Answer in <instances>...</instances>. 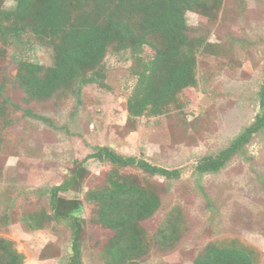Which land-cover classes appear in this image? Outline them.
I'll return each mask as SVG.
<instances>
[{
  "label": "rangeland",
  "instance_id": "rangeland-1",
  "mask_svg": "<svg viewBox=\"0 0 264 264\" xmlns=\"http://www.w3.org/2000/svg\"><path fill=\"white\" fill-rule=\"evenodd\" d=\"M14 0H0L11 9ZM192 36L208 46L197 60L198 85L177 97L161 116L129 119L127 101L139 63L131 51H109L105 85H89L79 95L63 92L44 101L26 102L16 83L20 60L52 66L54 51L33 35L13 45L0 38V237L12 240L24 264H69L71 221L53 218L52 189L81 171L58 196L78 201L82 264H118L109 252L114 232L97 219L98 206L86 201L110 178L151 188L161 201L139 227L147 247L137 264H193L208 245L245 246L254 264H264V130L216 174L196 166L215 155L252 122L264 83V0H218L212 17L186 14ZM137 57L147 61L153 51ZM178 170L168 180L139 169L117 168L87 159L98 147ZM40 220V228L26 221ZM7 220V221H6ZM171 235L165 239L164 234Z\"/></svg>",
  "mask_w": 264,
  "mask_h": 264
},
{
  "label": "trees",
  "instance_id": "trees-1",
  "mask_svg": "<svg viewBox=\"0 0 264 264\" xmlns=\"http://www.w3.org/2000/svg\"><path fill=\"white\" fill-rule=\"evenodd\" d=\"M11 9H0V38L13 45L23 35H33L54 51L52 66L20 60L16 83L26 102L44 101L63 92L79 95L89 85H105V66L109 51H131L139 63L135 85L127 101L129 119L161 116L175 105L182 91L198 85L197 60L211 44L201 36H192L187 24L188 12H199L211 18L218 0H14ZM144 48L153 57L142 61L137 57ZM4 84H0V97ZM259 113L254 122L243 129L227 147L215 155L204 156L196 166L199 174H216L241 153L250 139L264 130V83L258 92ZM0 115L3 110L0 108ZM2 150L0 143V152ZM109 161L117 168H136L150 176L168 180L180 177L176 169L152 165L141 158L124 156L109 147H98L87 159ZM81 171L69 181L52 189L53 218L71 221L72 256L69 264L81 263L78 201L58 196L81 177ZM122 178H110L109 184L86 194V201L98 206L97 219L114 232L109 249L114 261L128 264L141 259L147 251L139 223L159 209L161 201L151 188H139ZM0 214V222L1 217ZM7 221V220H6ZM33 230L40 220L26 221ZM171 235L165 233L164 238ZM12 240L0 237V264H24ZM253 251L245 246L208 245L193 264H254Z\"/></svg>",
  "mask_w": 264,
  "mask_h": 264
},
{
  "label": "water",
  "instance_id": "water-1",
  "mask_svg": "<svg viewBox=\"0 0 264 264\" xmlns=\"http://www.w3.org/2000/svg\"><path fill=\"white\" fill-rule=\"evenodd\" d=\"M129 264H137L136 262L134 261H130Z\"/></svg>",
  "mask_w": 264,
  "mask_h": 264
}]
</instances>
